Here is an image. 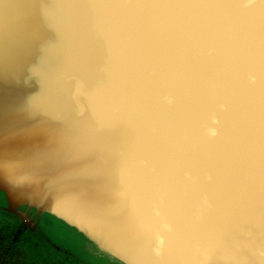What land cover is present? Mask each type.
<instances>
[{
	"label": "water",
	"instance_id": "obj_1",
	"mask_svg": "<svg viewBox=\"0 0 264 264\" xmlns=\"http://www.w3.org/2000/svg\"><path fill=\"white\" fill-rule=\"evenodd\" d=\"M167 2L0 0V193L116 264H264V75L238 62L264 56V17L149 7ZM191 112L221 119L196 194L166 130Z\"/></svg>",
	"mask_w": 264,
	"mask_h": 264
},
{
	"label": "clouds",
	"instance_id": "obj_2",
	"mask_svg": "<svg viewBox=\"0 0 264 264\" xmlns=\"http://www.w3.org/2000/svg\"><path fill=\"white\" fill-rule=\"evenodd\" d=\"M256 4L257 0H219V2L218 0H172V2L149 5V7L187 17L216 12H230L232 10H240L243 14L249 16L255 14L264 17V0H259V4L262 7L258 11H255ZM250 41L251 44L258 42L261 50L264 51V32L250 37ZM238 62L250 66L252 69V83L256 82L258 74L264 75V56L258 58L254 47L251 45L240 53ZM203 75L209 83L205 92L206 100L211 102L213 99L211 81L216 73L209 70ZM167 103L174 105L176 98H168ZM218 110L221 113L229 111L227 106L223 104L218 106ZM197 117V113L191 112L181 125L166 129L171 143V159L174 171L179 175L184 184L195 186V194L200 191L203 184H210L212 177L201 163L200 155L193 150L194 146H208L214 142L220 135L221 125V119L218 116H212L208 124L199 123ZM202 201L206 205L209 203L206 196L202 197ZM166 243L165 236L160 235L156 238L157 255L160 254V250Z\"/></svg>",
	"mask_w": 264,
	"mask_h": 264
},
{
	"label": "rangeland",
	"instance_id": "obj_3",
	"mask_svg": "<svg viewBox=\"0 0 264 264\" xmlns=\"http://www.w3.org/2000/svg\"><path fill=\"white\" fill-rule=\"evenodd\" d=\"M95 249L51 215L9 211L0 195V264H116Z\"/></svg>",
	"mask_w": 264,
	"mask_h": 264
},
{
	"label": "trees",
	"instance_id": "obj_4",
	"mask_svg": "<svg viewBox=\"0 0 264 264\" xmlns=\"http://www.w3.org/2000/svg\"><path fill=\"white\" fill-rule=\"evenodd\" d=\"M0 195L1 196H3L4 197V195L2 194V193H0ZM32 211H34V210H32ZM35 212V211H34ZM74 230V229H73ZM75 231V230H74ZM76 232V231H75ZM78 235H80L79 233H78ZM81 237H82V239L88 244V245H92L89 241H87L82 235H80ZM93 246V245H92ZM85 248H87V247H85ZM89 249V248H88ZM96 251H98L97 249H95ZM87 252V255H89L90 253L88 252V250H86L85 251V253ZM89 253V254H88ZM108 258V257H107ZM115 263V262H114Z\"/></svg>",
	"mask_w": 264,
	"mask_h": 264
}]
</instances>
